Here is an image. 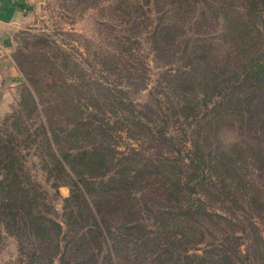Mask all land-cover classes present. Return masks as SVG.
Masks as SVG:
<instances>
[{"label":"rangeland","instance_id":"374dc122","mask_svg":"<svg viewBox=\"0 0 264 264\" xmlns=\"http://www.w3.org/2000/svg\"><path fill=\"white\" fill-rule=\"evenodd\" d=\"M121 1L132 16L118 8ZM175 1L30 0L22 22L1 34L0 134L22 144V181L37 190L50 235L37 239L26 227L13 233L11 219L0 213V264H264V82L243 72L245 64L264 61L259 23H245L246 9L262 0H189L190 12L171 19L162 10ZM171 23L177 37L164 33L157 43L133 44L149 75L131 96L135 104L126 102L125 118L103 106L110 129L79 135L80 115H57L67 134L58 141L42 130L44 112L20 66L52 82L40 69L43 50L52 51L44 38L70 55L73 68L81 65L82 76L62 72L57 82L66 78L82 91L83 103L101 105L114 99L96 84L104 73L129 86L110 65L122 49L118 39L137 24L153 30ZM84 81L92 84L85 88ZM54 92L47 96L59 100ZM159 101L169 105L168 114ZM166 115L175 128L189 130L182 146L193 157L156 132ZM175 128L168 130L179 138ZM15 220L24 228L25 217Z\"/></svg>","mask_w":264,"mask_h":264},{"label":"trees","instance_id":"16d2710c","mask_svg":"<svg viewBox=\"0 0 264 264\" xmlns=\"http://www.w3.org/2000/svg\"><path fill=\"white\" fill-rule=\"evenodd\" d=\"M153 1L154 0H147L148 6H150ZM188 1L189 0H177L173 2L172 8L167 10L163 9L162 12H168V17H170L171 19L177 16V12L179 11L190 12L189 9H184L186 8L185 4ZM120 3L121 4L118 6V8L123 13L126 12L127 14L132 16V7H130L129 4L125 3V1H121ZM258 3H260L262 6L258 7V5H253V3H251L250 5L252 6V10L246 9L245 14L250 15L248 19L246 18V16H243L244 19H247L245 22L247 25L245 23L244 25L248 26L250 25L249 22L254 21V24H262L264 28V0ZM137 8L139 9V7ZM129 9L131 11H129ZM140 9L142 11V14L148 17V13H150V11H146L145 9H143V7H140ZM227 12L229 14L228 17L230 18L232 13L229 12V10ZM229 18L228 20H230ZM243 18L241 19V21H239L238 18L236 19L239 26L242 25ZM259 24L255 25L254 27L256 29L258 37L264 38V36H262L264 35V31H261L259 29ZM149 26L151 25H134V30H128L127 37H125L124 39H118L119 43H121L122 45V49L120 52L116 51V60H114L113 64L110 65L112 68L114 67L112 71H115V73L117 74V77H115L117 81L118 79L120 81H124L123 79H126V83L129 84V86H126V88L117 86L118 82H112V80H109V78L105 76L104 73L102 82L99 81V83L96 82V84L103 86L101 87L103 90H109V93L106 94V96L113 97L114 99H108L106 103H102L101 105L96 104V102H93L92 100L90 104L83 103L82 96H78V92H80V89L76 87V85H74L72 82L66 80V78H59L62 81L61 83L57 82L56 78L58 77L56 75L60 76L65 72L72 71V75H74L76 72H79V75L82 76V70L80 68L81 65L77 61L74 62V68H76V70H73L74 68L70 60V55H68L67 53L65 54L63 48L61 46H58L56 43H54L52 47L53 41L50 38H44L45 44L46 41H48L49 44L51 43L50 46L52 48V51L50 52L43 50V57L46 61L44 62L45 64L40 67V69L46 73L44 75L45 77L53 78L52 82H48V80H44L41 77L35 76V73H32V71L30 72L27 68L25 70V68L20 66V69L24 71L27 79L33 87V94L35 95H33V100L35 103V107H37L38 109L41 108L44 112V121L41 128L46 134H48V132H51L52 137L56 138L57 140L60 139L62 135L67 134L68 130H66L63 125V120L61 119L62 116L66 117L67 119L71 116L80 115V118H83L82 122L80 121L81 123L78 124L79 127L74 131L79 135L90 136L93 131H100L104 127L110 129L111 124L107 120L108 109L105 108L104 110L103 106L115 107L118 111V118H125L127 116V110L125 109L126 102L131 105L135 104L131 96L133 92L138 91L139 87L146 83V81H148L147 76L149 75V69L147 67L148 64H146L144 59L141 58L142 50L140 51L138 50V48L133 47V44L142 45L147 40L157 43L156 39L159 34L163 35L165 33L173 38L177 37L178 35V30L174 23L160 25L157 26V28L154 27L153 30H150ZM105 66L106 70H111L108 63H105ZM243 72L244 77L252 76L257 80L264 82V61L245 64ZM82 84L86 88L92 83L84 81V83ZM53 91H55L54 93H57L61 97L59 98V100H51L49 96H47L53 95ZM80 93H82V91ZM159 102L163 114H168L169 105L162 104L163 101ZM57 115H61V117H58ZM66 124L67 123H65V125ZM170 125L175 128L171 116L166 115L165 118H162L161 124L156 125V132L159 133L162 138H164L163 140H166V142L170 144L172 149H179L180 152L176 150L178 153L186 150L188 151V153H191L189 157H193L194 152H190L187 148L184 149V147L182 146L184 139H186L189 134V130L186 127L176 125V128L178 129L177 133L180 134V137L176 138L175 136L170 135ZM80 127H84L85 131L81 130ZM47 140L50 142V139ZM20 144L17 137L13 134H0V173L4 171L6 172V179L0 182V213H7L9 219H11V222L8 223V225L9 229L13 231V233H21L23 230H26V227L31 230L30 233L34 238L38 239L41 235H46L48 237V235H50L49 229L45 224L41 222V219L42 217H44V215H42V211L40 209L41 205L37 199V190H35V187L33 185H24V181H22L23 177L27 174L26 166L23 162L24 158H26L27 156L26 154H23L18 150V148L22 145ZM53 155L55 158H57L59 164L63 165V162L58 158V156L54 153ZM63 157L64 159L70 158L71 155L68 153ZM197 157L200 162L202 158L200 156ZM192 160L195 159L192 158ZM18 191H21L22 195H24L22 201H18L16 197V199L13 198L14 194H16ZM18 215H22L26 218V221H24L23 223L24 228L16 225L18 223H16L17 220L15 219H17Z\"/></svg>","mask_w":264,"mask_h":264},{"label":"crops","instance_id":"0c3cea01","mask_svg":"<svg viewBox=\"0 0 264 264\" xmlns=\"http://www.w3.org/2000/svg\"><path fill=\"white\" fill-rule=\"evenodd\" d=\"M25 1L30 0H0V37L11 25L22 22L26 11Z\"/></svg>","mask_w":264,"mask_h":264},{"label":"water","instance_id":"95a60500","mask_svg":"<svg viewBox=\"0 0 264 264\" xmlns=\"http://www.w3.org/2000/svg\"><path fill=\"white\" fill-rule=\"evenodd\" d=\"M8 42V40H5V43H7Z\"/></svg>","mask_w":264,"mask_h":264}]
</instances>
